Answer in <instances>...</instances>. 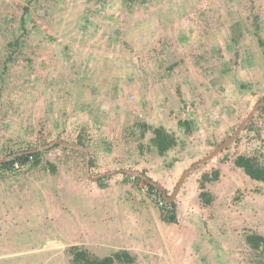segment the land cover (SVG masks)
Masks as SVG:
<instances>
[{
    "label": "rangeland",
    "instance_id": "374dc122",
    "mask_svg": "<svg viewBox=\"0 0 264 264\" xmlns=\"http://www.w3.org/2000/svg\"><path fill=\"white\" fill-rule=\"evenodd\" d=\"M259 103L264 0H0V264H75L74 245L133 264H264L246 241L264 236V183L235 164L264 163V104L184 179L176 223L159 203ZM159 126L176 138L163 154ZM37 150L38 164H1ZM123 169L162 190L108 174Z\"/></svg>",
    "mask_w": 264,
    "mask_h": 264
},
{
    "label": "trees",
    "instance_id": "16d2710c",
    "mask_svg": "<svg viewBox=\"0 0 264 264\" xmlns=\"http://www.w3.org/2000/svg\"><path fill=\"white\" fill-rule=\"evenodd\" d=\"M181 124L183 125V123ZM153 133V142L161 154L167 152L176 144L175 136L171 134L164 126L154 127ZM40 154L41 153L39 151L24 152L14 157L12 160L4 161L1 164L3 166H13L15 161H19L21 165H24L30 161H34L35 164H38ZM31 156H33V159H31ZM235 164L237 167L243 169L250 178L264 183V163H261L257 158L247 155H239L235 159ZM149 186L152 189H156V187L152 184H149ZM204 188L205 187L202 185V189ZM200 197L204 199L207 204L212 203V198L208 192L202 190ZM171 205L173 206V209L168 212V215L164 216V220L170 223H176L178 220L176 215V202L172 201ZM246 241L255 249H264V236L261 234H247ZM71 253L72 262L75 264H133L136 260L135 256L126 249H120L111 255L100 257L94 255L86 248L74 245L71 248Z\"/></svg>",
    "mask_w": 264,
    "mask_h": 264
},
{
    "label": "water",
    "instance_id": "95a60500",
    "mask_svg": "<svg viewBox=\"0 0 264 264\" xmlns=\"http://www.w3.org/2000/svg\"><path fill=\"white\" fill-rule=\"evenodd\" d=\"M264 103H259L254 110L248 115V117L245 119V121L240 125V127L234 132V134H232L227 140H225L222 144H220L217 148H215V150H213L209 155H207L206 157L202 158L201 160L195 162L188 170L185 171V173L183 174V176L181 177L180 181L178 182L177 186H176V190L175 192L171 195V196H166L164 193V199L168 202H171L175 199L177 192L182 184V182L184 181V179L194 170L196 169L198 166H200L201 164L213 159L215 156H217L219 153H221L222 151H224L225 149L228 148V146L234 141V139L236 138V136L242 131L244 125L253 117L255 111L258 109V107L260 105H263ZM62 144L65 145H74V146H80L83 148V146L78 145V144H69V143H65V142H61ZM38 151V150H37ZM87 157H88V153L86 152ZM3 161V160H0ZM116 172H121V173H126V174H130L133 176H141L143 178H145L142 174L135 172V171H131V170H127V169H123V170H118V171H112L109 172L108 174H112V173H116ZM101 176H98L96 178H93L94 180H97L98 178H100ZM150 184L156 186L157 188H159L160 190H162V188L160 186H158L156 183L152 182L150 179L145 178Z\"/></svg>",
    "mask_w": 264,
    "mask_h": 264
},
{
    "label": "built area",
    "instance_id": "2783aa9c",
    "mask_svg": "<svg viewBox=\"0 0 264 264\" xmlns=\"http://www.w3.org/2000/svg\"><path fill=\"white\" fill-rule=\"evenodd\" d=\"M31 159H33V156H31ZM21 168V163L19 161H15L12 169L14 171H17ZM160 205L162 206V208L164 209L165 212H169L173 209V206L171 205V202L166 201L164 198L160 200Z\"/></svg>",
    "mask_w": 264,
    "mask_h": 264
},
{
    "label": "crops",
    "instance_id": "0c3cea01",
    "mask_svg": "<svg viewBox=\"0 0 264 264\" xmlns=\"http://www.w3.org/2000/svg\"><path fill=\"white\" fill-rule=\"evenodd\" d=\"M74 189H75L74 191H76V192H77L78 190L81 191V188H79L78 186H76Z\"/></svg>",
    "mask_w": 264,
    "mask_h": 264
}]
</instances>
